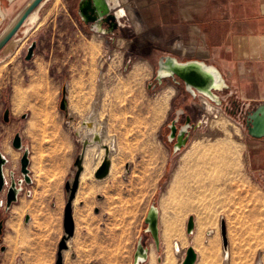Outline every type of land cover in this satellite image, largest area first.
Masks as SVG:
<instances>
[{
	"label": "rangeland",
	"instance_id": "rangeland-1",
	"mask_svg": "<svg viewBox=\"0 0 264 264\" xmlns=\"http://www.w3.org/2000/svg\"><path fill=\"white\" fill-rule=\"evenodd\" d=\"M28 1L0 0L5 13L0 14V34ZM78 2L49 0L39 11V19L32 25H23L13 37L18 40L13 47L9 49L12 39L0 52V145L4 153L7 147L12 148L11 155L7 156L12 168L20 167L22 157V151L12 145L17 133H21L24 144L31 143L32 148H82V143L74 141L72 135L58 133L57 116L64 89L76 103L80 115L87 113L89 105L85 103L94 101L98 94L99 64L103 57L106 87L102 115L107 117L111 133L117 135L121 152L114 157L109 177L96 180L93 176L87 182H93L94 186L89 185V188L92 195L97 194L93 205L98 207L89 218L95 220V225L90 227L95 236L92 246L96 248L92 263L134 264L141 238L146 245L155 244L151 234L146 232L145 222L152 205L160 208L161 236L160 250L154 245V264L162 263V238L169 223H174L186 237L187 248L194 246L198 250V264H222V218L226 221L232 264H255L259 255L264 261V138L257 139L248 133L244 113H240L244 100L259 98V93L264 96V88L257 89L247 83L243 88L247 96L243 97L230 81L229 88L216 92L221 102L215 104L223 109L220 113L235 123L242 135L238 142L242 149L240 174L231 181L234 191L228 196L230 200L224 205L213 193H208L193 198L189 204L183 193L163 195L174 167L180 164L181 153L198 134L209 136L212 130L210 121L198 107L199 96L193 97L183 84L174 83L172 78L164 79L162 84L157 80L158 63L162 56L198 59L188 52L182 53L181 49L190 50L194 25L202 32L210 30L215 35L217 0H194L196 11L191 19L183 15L184 0H135L142 31L127 21L123 29L106 36L98 33L104 37L103 42L100 38L93 40L90 25L78 14ZM201 2L204 5L199 8ZM119 38L124 39L123 44L119 43ZM196 39L201 41L199 37ZM33 42L37 47L34 57L28 61V48ZM115 50L117 53L113 56ZM203 59L217 66L211 52ZM170 82L179 92L167 103L165 87L172 85ZM259 103L252 101L250 109ZM180 108L185 112L182 116L176 114ZM6 109H10L9 122L3 118ZM175 119L179 124L189 122L191 125L182 152L175 151L177 140L169 139V125ZM42 124L49 133L42 134ZM213 131L221 139L226 138L223 129ZM48 135L56 143L46 147L41 139ZM30 197L31 194L25 193L28 202L34 204ZM190 216L195 218L196 230L189 237ZM35 218L34 223L27 226L22 215L15 217L5 206L0 209V221H4L0 264H49L45 245L50 229L45 215ZM211 227H217V233L206 243V232ZM2 247H6L5 251H1ZM184 257L185 253L183 258H178V264H182ZM149 262L150 258L143 264Z\"/></svg>",
	"mask_w": 264,
	"mask_h": 264
},
{
	"label": "crops",
	"instance_id": "crops-1",
	"mask_svg": "<svg viewBox=\"0 0 264 264\" xmlns=\"http://www.w3.org/2000/svg\"><path fill=\"white\" fill-rule=\"evenodd\" d=\"M217 3L214 20L216 33L214 35L210 30L204 31L207 46L211 55L216 57V64L225 74L227 82L230 84L231 81L234 90L244 97L247 95H244L243 88L247 83L257 89L264 88V0H217ZM258 96L260 97H248L244 100L242 113L250 108L252 101L264 102V96L260 93ZM67 99V111L61 109L57 116V131L63 135L70 134L74 141L81 143L80 130L83 131L81 127L89 121L86 116L94 101L85 103L89 105V109L81 116L76 103L72 102L69 96ZM41 130L42 134L45 131L49 133L44 124ZM46 137L41 139L46 147L56 143L51 136ZM27 146L30 151L29 168L32 182L23 184L18 202L14 203L8 212L15 217L22 215L27 226L34 223L35 217L45 215L50 229L46 233V257L49 264H55L58 245L65 234L63 218L68 202L66 184L75 178V161L82 148H32L31 143ZM99 166L100 164L95 167L93 162L89 163L88 170L81 174L79 188L73 200L75 231L68 240V248L62 251L64 264H90L96 255V248L92 246L95 236H92L90 231V227L95 225V220L89 218L97 207L93 205L97 194L94 196L90 193L89 185H94L93 182H87H90L89 179L93 178ZM4 170L8 182L11 181V174H14L16 180L23 177L20 167L12 168L10 160ZM84 173L85 178L82 180ZM25 193L31 194L30 200H33L34 204L28 202ZM27 216L30 217L29 221H26ZM12 223L14 226L15 223ZM195 250L198 253V264L200 253ZM28 256L29 254H26V258H29Z\"/></svg>",
	"mask_w": 264,
	"mask_h": 264
},
{
	"label": "bare ground",
	"instance_id": "bare-ground-1",
	"mask_svg": "<svg viewBox=\"0 0 264 264\" xmlns=\"http://www.w3.org/2000/svg\"><path fill=\"white\" fill-rule=\"evenodd\" d=\"M48 1L49 0L43 1V3L28 17L24 25H32L35 19H39L38 13ZM107 1L109 8L111 5L112 9L116 11L117 18H122V15L126 13L129 18H131L132 23L134 24L136 29L139 32L142 31L143 24L142 20L139 17L136 6L134 5L135 0ZM184 2H186V4L182 6L183 15L186 19H191L193 17V12L196 11V8L193 4L194 0H184ZM136 3L138 2L136 1ZM203 3L204 2L199 3V8L204 5ZM0 14L1 16H4L5 14L1 7ZM193 27L192 43L189 47L190 50L188 51L187 47H183L181 51L182 53L188 52L192 56H197L198 58H207L210 50L207 47L205 33L202 32L198 26L194 25ZM195 37H199L201 41L199 42V40H197ZM98 38H100L101 42L104 41L103 36L100 37L98 33L95 34L94 32L93 40L95 41ZM16 41L18 40L15 38L11 41L9 49L13 47L14 42ZM123 41V38H119L120 44H123ZM116 53L117 51L115 50L113 52V56H115ZM102 61L103 57H101L99 64L101 75L98 84V94L94 99V103L91 106L89 114L86 116L89 121L87 120L81 127L83 128V131L80 130V141L82 143L85 139L91 140V144L88 146V150L85 154L84 170H88L89 163L92 162L94 163L95 167H97L99 164L101 165L103 159L106 156V148H109V156L111 159L110 173L112 174L114 157L121 152V148L118 145L117 135L112 134L110 131L107 117L102 115V99L105 96L106 87ZM140 61L145 62L143 58H140ZM200 62H202L201 65L209 69L218 70V67L216 65L207 64L204 60ZM164 73L166 74V72ZM225 83L227 84V82ZM68 87L70 88V86ZM176 94L177 90L173 85L169 84L165 87V98L167 103H169ZM210 128L212 130L211 135L204 137H212V139L204 138L202 137V135L198 134L194 138L192 143L187 146L185 151L181 153L179 161L180 164L174 167V171L171 174L170 180L164 188L163 195L168 194L171 196L176 192L183 193L184 196L188 199L189 204L192 202L193 198H197L199 196L204 197L208 195V193H213L214 197L222 201L224 205L228 200H230L228 196L234 191V188L231 185V181L234 178H237L240 174V155L242 149L240 148V144L238 145V142L242 140V135L240 133V128L235 125V123L233 124L228 121L226 115L223 112L214 113L213 118L210 119ZM215 128L223 129L226 138L221 139L220 137H218L217 132L213 131V129ZM11 153L12 148L7 147V152L4 154L6 156H10ZM84 178L85 173L82 175V180ZM221 182L224 183V186L221 184ZM222 197L223 200H221ZM158 211L160 215L159 207ZM216 233L217 227H211L209 230H207L205 240L206 243L213 239ZM173 238L175 240L174 244H172ZM162 239L164 240V248L161 258V264H178L179 259L183 258L184 256L188 240L185 236H183L179 228L176 227L174 223H169L166 235H163ZM193 243H195L194 240ZM154 245L155 244H153V242L150 243V262L148 264H154ZM222 253V264H232V256L229 248H223ZM255 264H264L262 256L259 255V258L257 259Z\"/></svg>",
	"mask_w": 264,
	"mask_h": 264
},
{
	"label": "water",
	"instance_id": "water-1",
	"mask_svg": "<svg viewBox=\"0 0 264 264\" xmlns=\"http://www.w3.org/2000/svg\"><path fill=\"white\" fill-rule=\"evenodd\" d=\"M45 0H29L24 7L19 11V13L13 18V20L5 27V29L0 34V52L4 47L13 39V37L18 33L20 28L24 25L25 21L32 14V12L37 9ZM78 14L81 20L85 24L92 25L98 22L103 16L104 23L108 24L111 29L110 33L118 25L113 14H110V8L107 0H80ZM93 30V29H91ZM109 33V34H110ZM37 43L33 42L28 48V54L26 60H32L35 54V49ZM175 56H162L158 63V69L156 73L157 80L162 84L164 79L172 78L173 82L176 84L181 83L185 85L186 91H188L193 97L196 94H204L212 102L220 103L221 99L216 94L217 91H223L229 88L227 78L224 73L218 67V70L209 69L203 65L199 60H188L186 62L177 61ZM163 72V74H162ZM166 72V74L164 73ZM180 79V81L178 79ZM227 82V84L225 83ZM60 108L63 111L68 109V99L66 95V90L64 89L63 98L60 103ZM184 112L183 109L179 110ZM178 111V116L180 115ZM26 115L24 116V118ZM10 119V109L5 112V121L8 122ZM178 119H175L170 125L171 133L169 135L170 141L177 138V143L175 145V151L182 149V146L186 145L188 136L186 132H183L184 126H191L188 122L186 125H182L178 134L176 125ZM246 126L248 133L257 139L264 138V102L259 103L255 108L250 109L246 116ZM91 144L90 139H85L82 142V150L75 161V166L77 169L75 178L73 181H68L66 184V190L68 192V202L65 208L64 214V229L65 235L59 244L58 258L56 264H64L63 262V249L68 248V240L74 235L75 222L73 218V200L76 197V193L80 184V177L84 171V159L85 154L88 150V146ZM12 145L16 150L23 151L22 157L20 158V171L22 173V178L16 180L14 174H11L10 182H8L5 165L9 163L8 157L2 152L0 148V209L5 206V209L9 211L11 206L18 202L19 194L23 189V184H30L31 171H30V151L29 147L24 144L23 137L21 133H17L12 140ZM178 147V150H177ZM110 149L106 148V156L103 159L101 165L97 168L94 173V177L98 180L105 179L109 176L111 171V159H110ZM129 167V164L127 165ZM4 197V199L2 198ZM30 217H26V221H29ZM147 224L146 232L150 233L154 239V243L157 250L161 248V236H160V215L158 207L152 205L147 217L145 219ZM4 230V221H0V239L2 237ZM196 230V222L194 216H190L187 223V234L192 236ZM221 235L223 239V248H229V240L227 236L226 221L221 219ZM6 247H2L1 251H5ZM150 245L143 243L142 238L139 240L136 252L134 254V264H143L147 262L150 258ZM198 260V253L193 246H189L185 251V257L182 264H196ZM94 264V263H92Z\"/></svg>",
	"mask_w": 264,
	"mask_h": 264
},
{
	"label": "flooded vegetation",
	"instance_id": "flooded-vegetation-1",
	"mask_svg": "<svg viewBox=\"0 0 264 264\" xmlns=\"http://www.w3.org/2000/svg\"><path fill=\"white\" fill-rule=\"evenodd\" d=\"M79 3H80V0H79V2H78V9H79ZM110 3V2H109ZM110 14H113L114 16H115V18H116V20L118 21V25H117V27L114 29V31H117L118 29H123V28H125V27H127V21H129V22H131L132 23V20H131V18H129V16L126 14V13H124L123 15H122V18H117L116 17V11L115 10H113L112 9V7H111V5H110ZM106 17V15L105 16H103L98 22H96V23H94L93 25H92V28L90 27V29H93L92 30V32H95V33H99V34H104L105 36L106 35H108L109 33H110V31H111V29H109V25L108 24H106V23H104L105 21H104V18ZM113 31V32H114ZM103 32H105V33H103ZM178 59V58H177ZM194 60H199V61H202V60H206V59H203V58H198V59H194ZM178 61L179 62H186V61H188V60H179L178 59ZM206 62V61H205ZM207 63V62H206ZM207 64H212V63H207ZM213 65H215V64H213ZM158 69V68H157ZM157 73V72H156ZM178 79V78H177ZM179 81H180V79H178ZM171 83V82H170ZM172 85H174L178 90H177V94L175 95V97L178 95V92H179V88L174 84V83H171ZM184 85V83L181 81V83H179L178 85ZM185 86V85H184ZM188 92V91H187ZM197 96L196 97H200V99H201V104H198L199 106V108H201V110L203 111V116L205 117V118H208V120L210 121V116H213L214 115V113H220V111L221 110H223L221 107H219L217 104H215V103H213L207 96H205L204 94H196ZM174 97V98H175ZM7 110V109H6ZM6 110H5V112H6ZM179 110H181V108L180 109H177L176 110V114L178 113V111ZM250 110V108L246 111V112H244V116H245V121H246V116H247V114H248V111ZM5 112H4V114H3V118H4V120H5ZM242 111H240V113H241ZM185 112H180L179 111V114L182 116L183 114H184ZM9 121H10V119H9ZM8 121V122H9ZM6 122V121H5ZM177 124V126H178V129H177V134H178V132H179V130H180V128H181V126L182 125H184V124H179V122H177L176 123ZM189 129H190V127L189 126H184L183 127V132H186V131H189ZM170 132H171V129H170ZM176 140H177V138L175 137L174 138V140H173V142H176ZM178 148V147H177ZM185 149V148H184ZM182 150H183V148L181 149V152H182Z\"/></svg>",
	"mask_w": 264,
	"mask_h": 264
},
{
	"label": "snow or ice",
	"instance_id": "snow-or-ice-1",
	"mask_svg": "<svg viewBox=\"0 0 264 264\" xmlns=\"http://www.w3.org/2000/svg\"><path fill=\"white\" fill-rule=\"evenodd\" d=\"M121 14H123V13H121Z\"/></svg>",
	"mask_w": 264,
	"mask_h": 264
}]
</instances>
